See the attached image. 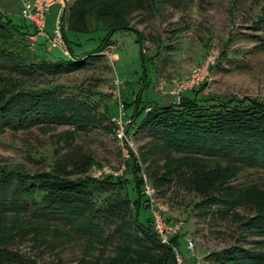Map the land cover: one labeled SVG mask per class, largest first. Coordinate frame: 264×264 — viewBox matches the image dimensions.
Listing matches in <instances>:
<instances>
[{
    "label": "rangeland",
    "instance_id": "374dc122",
    "mask_svg": "<svg viewBox=\"0 0 264 264\" xmlns=\"http://www.w3.org/2000/svg\"><path fill=\"white\" fill-rule=\"evenodd\" d=\"M108 1L69 0L64 6L61 32L79 63L84 57L91 56L85 68L68 74L29 76L0 69V87L5 89L0 92V99L18 90L53 89L60 92L61 97L81 101L90 111L89 115L102 122L101 126L78 130L68 146L64 145L61 136L62 132L69 131L65 125L46 129L36 127L27 132H2L0 169L17 170L30 176L48 172L52 159L62 156L65 160L67 153L77 157L79 154L90 156L93 164L85 176L98 181L109 177L113 183L121 182L120 199L126 198L128 208L133 212L135 193L128 172L129 151L133 164L139 169L137 174L152 193L149 204L143 201L138 204L137 221L148 224L150 214L156 212L165 225L182 224L179 235L172 238L175 245L168 243L172 260L175 252L181 264H214L210 254L239 245L245 251L254 252L264 264V242H259L262 238L245 234L241 227L251 215L257 212L264 215V169L238 168L195 156L189 164L182 154L160 150L153 137L138 133L135 129L137 121L129 122L135 93L140 89L142 70L134 35L116 32L107 38L111 44L96 56L86 55L105 38L99 26L93 25L94 12L88 11V7L96 9ZM113 1L110 0V4ZM142 5L145 7L140 11L127 8L130 14L126 19L127 25L139 36V52L145 57L148 85L141 92L143 109L175 103L178 98L169 97L165 88L159 90L157 87L184 80L205 59L211 63L206 70V79L200 83L203 84L201 90L198 91L199 84L188 89L191 90L189 96L198 105L245 98L264 104V0H143ZM19 6L20 0H0V21L8 20L15 26ZM56 10L52 6L44 13L43 29L47 36L54 29ZM83 20L88 33H70L84 30ZM44 40L35 38L37 43L45 44L34 48L37 57L51 63L69 59L56 48L46 49L48 42ZM112 123L122 127L123 146L113 137ZM199 169L208 179L221 173V179L212 182L223 189L225 195L231 197L229 199L235 200L237 196L239 204L230 208L213 205L208 199L200 201L199 195L190 192L189 187ZM109 193L113 194L114 189L95 191L93 205ZM112 222L116 226L121 223ZM107 233L108 230L102 232L100 238L94 240L74 234L69 227L44 226L21 216L11 215L0 220V239L7 242L6 250L30 258L34 264H76L78 261L82 264H118L116 260L120 258L123 262L119 264H164L165 251L138 249L139 245L134 242L137 240L141 245V235L130 234L134 237L124 247L120 243L122 239L118 241L115 236L110 237L108 243L103 241ZM184 238L192 243V252L183 247Z\"/></svg>",
    "mask_w": 264,
    "mask_h": 264
},
{
    "label": "trees",
    "instance_id": "16d2710c",
    "mask_svg": "<svg viewBox=\"0 0 264 264\" xmlns=\"http://www.w3.org/2000/svg\"><path fill=\"white\" fill-rule=\"evenodd\" d=\"M113 2L110 4L109 0L106 4L96 6V9L88 7V11L94 12L93 25L99 26L105 38L100 41L94 51L86 55L96 56L95 54L101 52L106 45L111 44L107 38L116 32L134 35L142 70L139 76L140 89L135 93L129 122L137 121L135 129L138 133L153 137L160 150L182 154L181 156H184L183 158H186L189 164H192L191 160L194 158L192 156H195L199 159L206 158L218 163L237 165L238 168L264 169L263 103L245 98L238 101L231 99L227 102L217 100L198 105L193 97L189 96L191 90H188L184 92L186 94H181L175 103L142 108L141 92L148 85L147 70L144 67L145 57L139 52L141 40L127 25L126 18L130 14L128 9L140 11L145 5H142L143 0H114ZM84 22L85 20L82 23L84 30H74L70 33H88ZM32 33L33 30L19 18L15 26H12L8 20L0 21V69H9L16 75L24 76L37 73L60 75L81 70L87 66V61L92 59L91 56L84 57L79 63L78 57L71 53L69 44L61 32L60 36L69 59H61L54 63L45 61L34 54V48L45 46L44 43L34 41L31 48L26 45V37ZM33 60L37 61L33 62ZM202 86L203 84L198 87V91ZM4 91L5 89L0 87V92ZM59 93L53 89L18 90L2 97L0 99V134L8 130L16 133L27 132L36 127L46 129L65 125L68 126L69 131L62 132L61 136L64 145L68 146L73 141L72 135L78 130L84 131L92 125L101 126L102 122L90 116V111L81 104V101L61 97ZM105 124L108 125L107 122ZM127 153L130 162L128 172L134 183L135 199L132 206L135 209L133 212L128 208L126 198L124 201L120 199L121 182L113 183L109 177L99 181L87 178L85 173L93 164L90 156L79 154L77 157L67 153L68 157L65 160L62 156L52 159L49 171L46 173L39 172L28 176L25 172L0 169V220L11 215L21 216L29 219L30 222L41 223L44 226L57 224L69 227L74 234L94 240L108 230L103 241L108 243L110 237L115 236L118 241L122 239L120 243L124 247L125 244L129 245L128 241L134 237L130 234L134 232L142 236L141 245L136 242L137 240L134 242L139 245L138 249L163 250L166 252L163 263L174 264L171 248L169 245L166 247L158 244L156 235L151 232V222L147 219L148 224L143 225L136 219L139 212L138 204L140 201L144 202L141 193L142 182L137 174L139 169L131 159V153L129 151ZM196 171V176L189 187L190 192L194 191L199 195L200 201L208 199L213 205L230 208L239 204L237 196L235 200L229 199L231 197L226 196L225 191L215 187L212 182L219 181L222 177L221 173H216L214 177L208 179V176H203L201 169ZM169 173L171 174L167 171V174ZM108 188L114 189V193H109L102 200L96 201L94 206L92 203L94 192ZM246 197L251 196L246 195ZM112 221L121 223L116 226ZM241 227L245 234L262 238L263 241L259 242H264V215L260 212L251 215ZM168 240L171 246L175 245L173 239ZM7 246V242L0 239V264H34L30 258L25 259L15 251H7ZM210 258L214 264H263L261 258L254 252L245 251L239 245L218 254H210ZM116 262L122 263V258ZM76 264L82 263L78 261Z\"/></svg>",
    "mask_w": 264,
    "mask_h": 264
},
{
    "label": "built area",
    "instance_id": "2783aa9c",
    "mask_svg": "<svg viewBox=\"0 0 264 264\" xmlns=\"http://www.w3.org/2000/svg\"><path fill=\"white\" fill-rule=\"evenodd\" d=\"M69 0H20V6L17 11V16L19 19L22 20L23 23L27 24L30 29L33 30L32 35H29L26 37L27 43H29V47H32L33 42L35 41V38H44L45 43L48 42L46 45V49L48 48H56L60 53L67 56L66 50H65V44L62 42L60 33V19H62V12L64 10V6L67 5ZM55 6L57 8L56 10V16L53 22V31L50 36L45 35L44 29H43V20H44V13L45 11ZM211 61L208 59H205L204 62L199 66L198 68L191 70L189 74L187 75L184 80H174L173 82H170V84L166 85H160L157 87L159 90L162 88H165L164 91L165 94H167L169 97L172 98H178L183 91H186L188 89L196 87L198 84L202 83L203 80H205V74L206 70L208 69ZM114 125V129L112 131L113 137L116 139L118 143H122L125 141V138L123 136L122 127L118 123H112ZM124 144L122 143L121 146ZM123 167L121 168L122 171ZM104 174V173H103ZM112 173H110L111 175ZM112 176H115V174H112ZM141 179V193L143 195V200L147 204L151 202L152 193H150L149 189L147 188V184L145 180L140 177ZM150 221H151V232H153L154 235L157 237V242L159 245L167 246L168 245V239H172L173 237H176L179 235L180 226L182 225L181 222L174 225H169L163 222V220L159 217V215L156 212H152L150 214ZM183 247H185V250L188 252H192V243L190 240L184 238L183 239ZM177 253H173V261L175 264H181L179 257L176 255Z\"/></svg>",
    "mask_w": 264,
    "mask_h": 264
}]
</instances>
